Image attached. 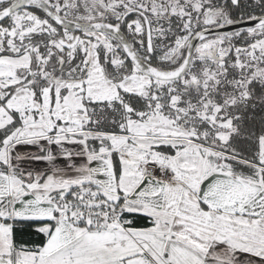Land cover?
I'll return each mask as SVG.
<instances>
[{"label": "snow or ice", "instance_id": "1", "mask_svg": "<svg viewBox=\"0 0 264 264\" xmlns=\"http://www.w3.org/2000/svg\"><path fill=\"white\" fill-rule=\"evenodd\" d=\"M0 264H264V0H0Z\"/></svg>", "mask_w": 264, "mask_h": 264}, {"label": "crops", "instance_id": "2", "mask_svg": "<svg viewBox=\"0 0 264 264\" xmlns=\"http://www.w3.org/2000/svg\"><path fill=\"white\" fill-rule=\"evenodd\" d=\"M32 150L35 151V149H32ZM33 166L43 167V164L42 163H39V164H36V165H33Z\"/></svg>", "mask_w": 264, "mask_h": 264}]
</instances>
